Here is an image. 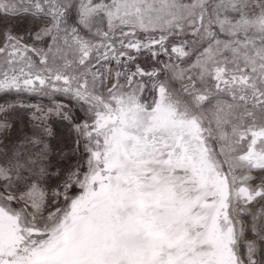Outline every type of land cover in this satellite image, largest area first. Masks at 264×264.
<instances>
[{
	"label": "snow or ice",
	"instance_id": "obj_1",
	"mask_svg": "<svg viewBox=\"0 0 264 264\" xmlns=\"http://www.w3.org/2000/svg\"><path fill=\"white\" fill-rule=\"evenodd\" d=\"M17 15L0 93L79 114L0 105L35 107L15 139L0 119V264H264V0H0Z\"/></svg>",
	"mask_w": 264,
	"mask_h": 264
},
{
	"label": "rangeland",
	"instance_id": "obj_2",
	"mask_svg": "<svg viewBox=\"0 0 264 264\" xmlns=\"http://www.w3.org/2000/svg\"><path fill=\"white\" fill-rule=\"evenodd\" d=\"M32 18L25 15H17L14 17H9L7 19L0 20V36L8 28L12 27L17 33H24L26 30L32 28ZM143 35V34H140ZM32 43V41H29ZM0 46H3L0 44ZM37 46H44L37 42ZM5 59L4 56H0V61ZM34 60L37 58H33ZM159 64H155L153 60L147 55H141L139 58V63L145 68H149L155 64L156 67H162L166 62H169L168 56L161 55L159 57ZM43 67V66H40ZM163 75V73L161 74ZM171 73H169V76ZM176 87L180 86L178 81H174ZM12 104H25L33 105L39 107L40 109L47 111L50 108H55L57 104H64L68 108L72 109L74 112L79 114V108L75 105L74 101L68 100L67 97L61 94H53L48 91L47 94L37 92L33 94L29 93H0V105H12ZM35 107L30 108H18L15 111L9 110L7 113H0V119L7 118L11 123L10 128V138L15 139L22 133H28L31 130L30 116L32 112L35 111ZM52 126L59 130V125L56 123L55 118H53Z\"/></svg>",
	"mask_w": 264,
	"mask_h": 264
},
{
	"label": "bare ground",
	"instance_id": "obj_3",
	"mask_svg": "<svg viewBox=\"0 0 264 264\" xmlns=\"http://www.w3.org/2000/svg\"><path fill=\"white\" fill-rule=\"evenodd\" d=\"M8 66H7V64H6V62H5V59H3V60H1L0 61V70H3V69H5V68H7Z\"/></svg>",
	"mask_w": 264,
	"mask_h": 264
}]
</instances>
